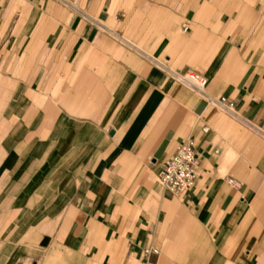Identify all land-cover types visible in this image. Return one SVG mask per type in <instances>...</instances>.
Wrapping results in <instances>:
<instances>
[{
    "label": "crops",
    "instance_id": "crops-1",
    "mask_svg": "<svg viewBox=\"0 0 264 264\" xmlns=\"http://www.w3.org/2000/svg\"><path fill=\"white\" fill-rule=\"evenodd\" d=\"M192 1L0 0V264H264V7Z\"/></svg>",
    "mask_w": 264,
    "mask_h": 264
},
{
    "label": "built area",
    "instance_id": "built-area-1",
    "mask_svg": "<svg viewBox=\"0 0 264 264\" xmlns=\"http://www.w3.org/2000/svg\"><path fill=\"white\" fill-rule=\"evenodd\" d=\"M184 30L187 31L188 27L185 26ZM170 75L179 83L200 95L209 105L216 106L230 115L238 116L235 112L234 102L226 98H216L207 92L208 81L200 73L170 71ZM205 131H208V129H205ZM215 153L218 154V151L216 150ZM200 170L201 160L196 154L194 141L188 140L178 146L168 164L160 172L159 181L172 194L186 193L195 187ZM228 183L233 188L240 186L233 179H229ZM153 254H158V251L152 249L145 251L147 257Z\"/></svg>",
    "mask_w": 264,
    "mask_h": 264
},
{
    "label": "rangeland",
    "instance_id": "rangeland-1",
    "mask_svg": "<svg viewBox=\"0 0 264 264\" xmlns=\"http://www.w3.org/2000/svg\"><path fill=\"white\" fill-rule=\"evenodd\" d=\"M192 4L196 5V8L193 10H200L205 11L210 14L212 11H214V5H218L219 2H214V0H195L192 1ZM227 4H233L234 10H242L241 13H244L247 15V19L249 20L250 17L253 15V9L254 7H264V0H239L236 2H229Z\"/></svg>",
    "mask_w": 264,
    "mask_h": 264
}]
</instances>
